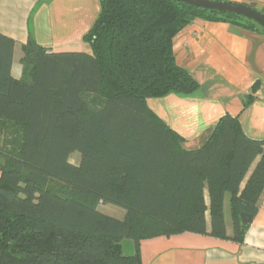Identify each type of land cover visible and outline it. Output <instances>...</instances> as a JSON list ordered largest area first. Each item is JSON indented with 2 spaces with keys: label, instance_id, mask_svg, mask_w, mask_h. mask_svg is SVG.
<instances>
[{
  "label": "trees",
  "instance_id": "trees-1",
  "mask_svg": "<svg viewBox=\"0 0 264 264\" xmlns=\"http://www.w3.org/2000/svg\"><path fill=\"white\" fill-rule=\"evenodd\" d=\"M98 3L82 35L89 51H53L29 35L18 78L13 41L0 33V264H141L142 239L192 232L241 241L240 213L258 210L264 138L226 113L202 146L186 149L147 99L197 90L173 52L193 20L264 29L178 0ZM107 202L125 210L121 219L99 210Z\"/></svg>",
  "mask_w": 264,
  "mask_h": 264
},
{
  "label": "crops",
  "instance_id": "crops-1",
  "mask_svg": "<svg viewBox=\"0 0 264 264\" xmlns=\"http://www.w3.org/2000/svg\"><path fill=\"white\" fill-rule=\"evenodd\" d=\"M232 1L264 13V0ZM98 11V0H0V33L13 41L12 76H21L22 47L29 35L53 51H89L82 35ZM173 52L176 63L190 73L198 88L189 96L148 98L147 105L183 137L184 148L202 146L226 113L237 116L248 137L264 138L261 29L197 18L173 37ZM248 96L251 100L245 105ZM224 219L226 233L231 235L229 201L227 205L225 200ZM139 253L141 264H264V191L241 241L181 232L142 239Z\"/></svg>",
  "mask_w": 264,
  "mask_h": 264
},
{
  "label": "water",
  "instance_id": "water-1",
  "mask_svg": "<svg viewBox=\"0 0 264 264\" xmlns=\"http://www.w3.org/2000/svg\"><path fill=\"white\" fill-rule=\"evenodd\" d=\"M189 6L216 10L220 12L233 13L248 18L264 29V13L245 3L232 0H178ZM240 220L243 224H249L252 216L248 213L241 212Z\"/></svg>",
  "mask_w": 264,
  "mask_h": 264
},
{
  "label": "rangeland",
  "instance_id": "rangeland-1",
  "mask_svg": "<svg viewBox=\"0 0 264 264\" xmlns=\"http://www.w3.org/2000/svg\"><path fill=\"white\" fill-rule=\"evenodd\" d=\"M79 156V152L75 151L69 155V161L76 163L78 162ZM225 198V202H227L228 205V196H226ZM99 210L119 219L123 217L125 211L122 207L109 202L100 204ZM226 211L228 212V209ZM121 243L123 245L124 252L129 253L133 246L132 241L130 239L123 238Z\"/></svg>",
  "mask_w": 264,
  "mask_h": 264
}]
</instances>
